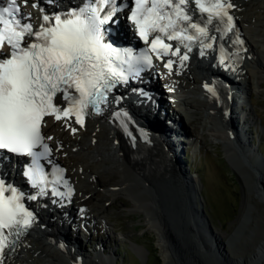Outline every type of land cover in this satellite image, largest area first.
<instances>
[{"label":"snow or ice","instance_id":"snow-or-ice-1","mask_svg":"<svg viewBox=\"0 0 264 264\" xmlns=\"http://www.w3.org/2000/svg\"><path fill=\"white\" fill-rule=\"evenodd\" d=\"M26 6L28 0L0 3V150L31 158L23 175L37 189L27 197L33 201L48 195L49 190L61 199L70 200L73 194L62 168L53 165L49 179L41 164L42 160L53 163L48 159L53 149L45 143L52 137L42 133L45 117L64 120L75 134L68 120L74 117L83 127L86 116L102 114L108 93L117 83L127 82L126 73L139 75L133 62L152 65L149 51L157 59L178 56L183 67L194 46H199L201 56L213 48L217 40L213 31L220 32L222 39L235 29L231 10L236 6L231 0H130L126 18L146 44L152 37L149 51L134 57L130 50L121 51L106 42L105 25L116 23V14L123 11L117 0H82L77 8L52 14L41 8L38 27L33 25L31 13L21 12ZM166 41L177 44L174 47ZM233 43L242 45L243 41L237 35ZM181 48L186 50L183 54ZM226 56L221 46V64ZM173 63L172 59L165 63L169 72ZM205 88L216 94L208 85ZM23 200V192L0 180V264L5 249L14 247L35 222Z\"/></svg>","mask_w":264,"mask_h":264},{"label":"rangeland","instance_id":"rangeland-1","mask_svg":"<svg viewBox=\"0 0 264 264\" xmlns=\"http://www.w3.org/2000/svg\"><path fill=\"white\" fill-rule=\"evenodd\" d=\"M192 62L188 63L192 64ZM193 71L194 69L189 72V80L184 77L182 71L176 70L171 73L173 79L181 81H190L191 79V82L181 87L180 92L191 95L194 93L193 88L202 86L199 73L196 70ZM255 86L257 84H254V89H250L251 110L242 129L244 135L246 134L245 136L254 137L255 144L259 142L264 158V86L262 88ZM218 109L220 108L216 107V109L210 110L215 118L221 122V124L215 123V130L218 133L212 132L211 126H204L203 115L191 114L192 111L187 109L185 113H182L183 123H180V126L188 134V137L183 138V143L193 138L191 142H196L194 132L190 131L199 128L197 145L190 142L188 146H184L186 147L185 160L188 159L187 165L191 168L190 175L195 178L194 184L199 189L195 199V205L200 211L199 215L204 219L208 234H214L211 235L214 242L222 243L219 249H222L221 254L224 256L222 257L219 253L212 254L202 244L199 229L191 222V206L188 202L189 199L185 196L184 187V191L173 188V186H170L168 179L166 180L162 178L163 175H159L161 179H157V182L150 186V191H152L156 203L152 205L148 202L147 189H143V184L140 185L141 183L138 180L133 179L131 173L124 168H121V172L117 173V170L112 169L115 167L114 165H103L98 168L100 174H96L95 178L87 180L88 177L83 176L77 184L75 183L78 192L75 197L82 196V191L87 186L95 188L96 194L87 201V210L90 211L93 218H90L91 215H85L84 212L80 214L76 210L70 213L75 215L73 217L75 222L80 220L83 223V228L87 232L85 241L81 240V242L83 248H87L89 252L86 255L89 257L87 258L88 261L91 259L92 261L96 260L97 264H113L104 262L105 256L108 255L114 259L121 257L122 262L120 264H165L159 239L161 235L163 236L164 233L170 231L172 236H175L172 242H168L169 245L171 244L170 248L174 251V258L169 260L168 264H238V262L232 261L231 257H234V255L231 251L234 253H247L248 245L254 244V241H257L264 233V204L259 202L257 198L258 194L264 195V172L262 171L261 175H256L251 164L241 158L243 155L240 154V157L235 147H232L233 145L225 144L224 141L228 138L221 137L220 133L224 125L230 128L233 123L230 122V118L229 121L226 120L223 123L224 116ZM243 112L245 111H238L241 118ZM237 123L238 125L241 124V120L238 119ZM95 131L96 126L88 123L85 128L79 130V133H81L79 138L88 142V133H94ZM211 133L220 134V136H211ZM156 140L163 143L159 139ZM171 140L173 139L165 138L163 144L166 145L170 153L171 151L176 152L181 177L186 178V174L183 175L181 167L182 159L178 150L179 145H175L176 151L172 150L167 144V141L170 142ZM173 143H176V141ZM237 144L239 143L237 142ZM238 148L242 153L244 147L238 146ZM228 150L230 153H228ZM193 151L195 152L193 153ZM257 152L259 153V150H256ZM184 168H186V165ZM108 175L116 176V180L121 179L125 189L123 193H119L114 199H108L106 189L100 184L103 179H107ZM84 178L85 180H83ZM79 189L81 191H78ZM181 193L183 195H180ZM100 195H103V197ZM180 198L181 200H178ZM82 200L86 201L87 196H83ZM61 209L58 213L53 211V218L56 217V214L62 213L63 209ZM98 212H102V219L94 220L93 215ZM199 215H197L198 219ZM161 218L163 224H160ZM207 231L205 232L207 233ZM64 232L63 235H68L67 231ZM81 235L83 238L85 234L82 232ZM166 235L169 236V234ZM210 242L212 243V241ZM214 242L212 244L215 245ZM242 242L245 243V246ZM99 244H101V248L96 247ZM53 247L50 250L52 249L51 251L55 255L51 258V261H55L56 264H67L66 255H61ZM72 250L77 252L74 248ZM245 264L247 263L245 262ZM249 264L258 263L252 261Z\"/></svg>","mask_w":264,"mask_h":264},{"label":"bare ground","instance_id":"bare-ground-1","mask_svg":"<svg viewBox=\"0 0 264 264\" xmlns=\"http://www.w3.org/2000/svg\"><path fill=\"white\" fill-rule=\"evenodd\" d=\"M231 2L236 6L235 9L231 10V12L236 15L237 26L236 30L231 35L226 36L230 38L228 47L223 46V43L220 44V46H223L225 48V51L227 53V62L222 66L226 67V65H228V61L231 63V66L229 70H227V73L233 76L234 82H238V80H244V82H246L250 89H254V84H257V86L255 87L262 88L264 86V0H231ZM24 13L31 12L24 8ZM31 16H33L32 13ZM218 34H220V32H218ZM237 35L239 36L240 40L243 41L242 45L233 43ZM217 51H220V48H218ZM236 53H238V55H236ZM217 54L218 52L209 57V60L212 62L213 66L211 65V67H208L205 60H198L197 68L204 70L211 76H219L225 74L226 71L220 70V68L218 67L220 66V63L215 60ZM189 58L193 59V56ZM168 59H172L174 61L171 72H169V69L164 67V63L167 62L165 61L152 68L151 76L152 78H160L163 88L162 94L163 96H167L166 102L169 109L172 111V115L174 117L180 118V120H183L182 113H185L186 109L188 111L191 110V114L193 113L196 115H203L205 121L204 126H211L212 129H209H211L212 132L218 133V131L215 130V123L221 124V122L215 118L214 114L210 110L216 109V107L220 108V99L222 98L220 91L212 85H208V87H211L215 90V95H209L207 90L199 87L193 88L194 93L191 94L193 96L188 93L180 92L181 87H183L188 82H191V79L190 81H181L175 78L173 79L171 73L175 72L176 70L182 71L184 77L189 80V72H191L192 70H189L187 63L188 61H190V59L187 62H184L183 67H180L178 56L169 57ZM235 62L239 63L235 64ZM174 64L179 66L178 68L180 69H178ZM207 79L208 78H205L204 74L202 81L203 85L213 84L212 81H208ZM238 83L241 84V82ZM239 88L240 90H243V88ZM218 110L222 112L223 116L225 115L226 111L227 115L229 114L228 110ZM241 114L243 116L242 118L244 119L246 112H243ZM53 122L54 121L50 119L46 121V126H44L45 136L52 137V139L50 140V144L53 146V150L56 151V153L53 152L52 159L55 161H61V163L66 167L69 176V185H73L75 183L77 184V182H79L81 180V177L83 176L88 177L87 180H89L90 178H95L96 174H100L98 172V168L102 167L103 165H114L115 167H113L112 169L114 171L117 170V173H120V169L124 168L129 173H131L133 179H136L141 183L140 185L143 184V189H147L148 192V202L152 205H155L156 203L153 193L152 191H150V186L156 183L157 179H161L159 175H163L162 178H165L166 180L168 179L169 183L171 184L170 186H173V188H179L180 190L182 189L184 191V187L185 196H187L189 199L190 194L187 191L185 185H191L193 189H189V191H193L194 194L197 195V191L199 189H197L194 184L195 178H190V180H188L187 177H181V170H179L180 167L177 165L178 162L176 163V161H178L176 152H174V157L176 158L175 161L174 158L170 157L166 145L163 144L164 142L161 140L163 142L161 143L160 141L156 140L158 138L155 137L154 134H143L139 131H136L137 135L134 136L133 139L142 140V142H144L146 145L145 150L135 151L128 145L127 141L129 140V138H126V130L124 126L117 125V127H115L113 125L107 126V124L99 125L96 128V131L94 133L92 132L93 134H86L89 137L88 142H86L83 139L79 138V136L81 135V133H79L80 129L75 128L76 126L71 122H68V124H70L72 128L76 129V132L74 134L75 136H70V129L68 126L67 132L65 131L66 124L64 121L56 124H54ZM91 122L92 125L93 123H95L93 121ZM86 123L91 124L90 121H87ZM242 124L243 126H245V121ZM225 127L226 126L224 125V130H222L220 133L221 137L225 136L228 128L226 127L225 129ZM192 131L196 136V142L191 143L197 145L199 128H194L193 130L191 129L190 132ZM220 134L216 135L215 133L211 136L218 137L220 136ZM225 138L227 137L225 136ZM173 142V140H171L170 142L167 141V144L172 150L176 151L175 145L178 146V144ZM228 153H230L229 150ZM242 155V157L245 156L249 158L244 150L242 151ZM3 171H5V169H3ZM11 172H13L14 174V169L9 171L8 177L13 176V174H10ZM83 180H85V178ZM117 180L116 176L108 175L107 179L105 178L100 182L101 186L106 189L107 196H109L108 199H114L119 193H123L125 190L122 180ZM87 187L82 191V196L75 197L78 193L75 188V192L71 199H64L65 203L62 206L64 212L62 213H67L69 211V213H67V216H69L71 215L70 213L73 210H76V212L79 213L84 212L85 215L87 214V216L91 215L90 218H93L92 214H90V211L87 210V201H89L90 197L92 198V196H94L96 192L95 188ZM78 191H81V189H79ZM138 191L140 190L138 189ZM182 193L180 195H183ZM83 196H87L86 201L82 200ZM100 196L103 197V195ZM257 198L259 202L264 204V195L258 194ZM178 200H181V198ZM57 201V204L61 203V198L58 197ZM58 209L59 208L56 205L55 207L53 206L44 210V212H46V214L48 215V221L53 220L52 211H59L60 209ZM86 210L87 212H85ZM62 213L59 215L62 216ZM93 216L94 220H100L102 219L103 214L102 212H98L94 213ZM37 219H39L38 216ZM162 220L163 219L161 218L160 224H163L161 222ZM62 225L66 226L67 222L62 223ZM59 234H61V232H54L47 227L45 228L43 223H41V225H36V227L31 230L29 234L19 240L13 254L9 258H3V264H56L55 261H51V258L54 257L55 253L51 251L52 249L50 250V248L52 247L51 243H54L55 241L56 243H58L59 249L61 248V252L65 251L63 253H66V256L70 258V260L66 258L68 259L67 264H97L91 259L89 261L87 260V258L89 257L86 255L89 252L87 248H83V243L81 242V240H79L78 238L72 239L69 236V233L68 235L61 234L60 236ZM166 234H169V236ZM166 234L164 233L163 236L161 235L159 241L162 249L163 261L165 264H168L169 260H172L174 258V251L170 248L171 244L169 245L168 242H172L175 236H172L170 231H167ZM214 243L215 245L211 244L213 248L209 249L212 254L216 253V251H219V247L222 245V243ZM242 244L245 246V243L242 242ZM73 248L77 250V252H74L72 250ZM231 253H233L232 255H234V257H231L232 261H235L236 263L238 262V264H245V262L249 264L252 261H257L258 264L261 263V261L264 260V233L261 235V237H259L257 241H254V244L248 245L247 253H234L232 251ZM90 254H92V252H90ZM263 262L261 264H264Z\"/></svg>","mask_w":264,"mask_h":264}]
</instances>
